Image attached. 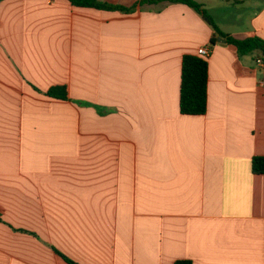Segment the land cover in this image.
<instances>
[{
  "label": "crops",
  "instance_id": "crops-1",
  "mask_svg": "<svg viewBox=\"0 0 264 264\" xmlns=\"http://www.w3.org/2000/svg\"><path fill=\"white\" fill-rule=\"evenodd\" d=\"M99 1L136 8L0 2V264H264L261 53L181 2ZM194 1L264 40V0ZM201 48L207 110L183 115Z\"/></svg>",
  "mask_w": 264,
  "mask_h": 264
},
{
  "label": "trees",
  "instance_id": "trees-1",
  "mask_svg": "<svg viewBox=\"0 0 264 264\" xmlns=\"http://www.w3.org/2000/svg\"><path fill=\"white\" fill-rule=\"evenodd\" d=\"M3 0H0V2ZM73 6L95 8L106 11L130 12L136 8L132 6L126 8L120 5H114L99 0H68ZM157 1L181 2L193 8L199 13L213 28L217 35L226 38L228 44L233 45L239 55H247L253 52H260L264 55V40L252 36L245 39H236L230 35L223 34L214 21L209 16L207 10L202 4L194 0H140L138 5L144 3H154ZM214 41V40H213ZM207 80H208V63L199 56L193 54L184 55L181 65V82L179 95V111L183 115H202L207 110ZM45 95L50 98L67 100L68 92L66 86H52ZM252 171L255 174H264V156H257L252 159ZM57 254L68 264H77L66 258L60 252ZM174 264H192L188 260H178Z\"/></svg>",
  "mask_w": 264,
  "mask_h": 264
},
{
  "label": "built area",
  "instance_id": "built-area-1",
  "mask_svg": "<svg viewBox=\"0 0 264 264\" xmlns=\"http://www.w3.org/2000/svg\"><path fill=\"white\" fill-rule=\"evenodd\" d=\"M197 53L198 55L203 56V57L209 56V51L205 48L199 49ZM254 64L261 70V72L264 73V55L263 54H258L254 57ZM259 83L264 85V80H260Z\"/></svg>",
  "mask_w": 264,
  "mask_h": 264
},
{
  "label": "water",
  "instance_id": "water-1",
  "mask_svg": "<svg viewBox=\"0 0 264 264\" xmlns=\"http://www.w3.org/2000/svg\"><path fill=\"white\" fill-rule=\"evenodd\" d=\"M222 41H224V39H221Z\"/></svg>",
  "mask_w": 264,
  "mask_h": 264
}]
</instances>
